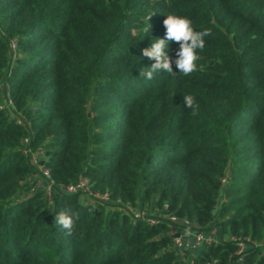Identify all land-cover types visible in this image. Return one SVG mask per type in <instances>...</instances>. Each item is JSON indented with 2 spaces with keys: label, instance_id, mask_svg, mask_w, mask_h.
I'll return each instance as SVG.
<instances>
[{
  "label": "trees",
  "instance_id": "16d2710c",
  "mask_svg": "<svg viewBox=\"0 0 264 264\" xmlns=\"http://www.w3.org/2000/svg\"><path fill=\"white\" fill-rule=\"evenodd\" d=\"M168 14L211 32L198 70L139 77ZM0 264H264V0H0Z\"/></svg>",
  "mask_w": 264,
  "mask_h": 264
},
{
  "label": "clouds",
  "instance_id": "9594fccd",
  "mask_svg": "<svg viewBox=\"0 0 264 264\" xmlns=\"http://www.w3.org/2000/svg\"><path fill=\"white\" fill-rule=\"evenodd\" d=\"M163 24L166 28L165 38H156L155 42H152L150 47L142 52L144 57L154 61V63L150 67L141 68L139 77L152 80L157 72H167L175 76L173 63L179 73L185 76L198 70L197 62L200 60L198 51H203L206 43L205 37L210 36L211 32L207 29L196 31L190 18L176 14H168ZM168 42H175L179 45L174 61L165 51ZM183 100L186 108L192 109V115L195 116L199 107L196 98L189 94L184 95ZM75 219H78V214H76ZM75 219L70 212L61 211L55 216L54 223L62 226L66 230V234L71 235L75 226Z\"/></svg>",
  "mask_w": 264,
  "mask_h": 264
},
{
  "label": "built area",
  "instance_id": "2783aa9c",
  "mask_svg": "<svg viewBox=\"0 0 264 264\" xmlns=\"http://www.w3.org/2000/svg\"><path fill=\"white\" fill-rule=\"evenodd\" d=\"M25 153H30L28 150L24 151ZM31 159L35 162L37 169H39L45 179L49 181L47 185L38 181L36 186L41 187L45 190L46 194L49 195L52 189V183L49 180L48 172L39 165L38 160L41 159L40 154L30 153ZM62 190L66 193L70 194H79L82 196H86L89 200L93 198H97L100 200H108L107 194L102 193H93L90 191L89 181L86 178H79L75 183L69 184L62 188ZM153 223V221H150ZM170 235L173 237L174 247L180 255H183L185 251H195L206 244H214L217 241L216 231L215 229H211L208 233H189L185 232L182 235L176 234L171 231ZM230 241H232L236 245L235 256L238 257V260H241L242 254L247 249L248 240L241 239L239 237H231Z\"/></svg>",
  "mask_w": 264,
  "mask_h": 264
},
{
  "label": "rangeland",
  "instance_id": "374dc122",
  "mask_svg": "<svg viewBox=\"0 0 264 264\" xmlns=\"http://www.w3.org/2000/svg\"><path fill=\"white\" fill-rule=\"evenodd\" d=\"M189 233H192L191 231Z\"/></svg>",
  "mask_w": 264,
  "mask_h": 264
}]
</instances>
